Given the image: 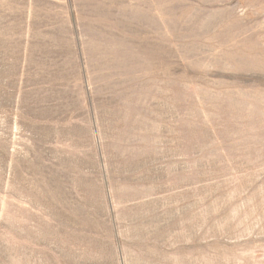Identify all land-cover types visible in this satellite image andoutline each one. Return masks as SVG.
<instances>
[{"label":"rangeland","instance_id":"1","mask_svg":"<svg viewBox=\"0 0 264 264\" xmlns=\"http://www.w3.org/2000/svg\"><path fill=\"white\" fill-rule=\"evenodd\" d=\"M0 264H264V0H0Z\"/></svg>","mask_w":264,"mask_h":264}]
</instances>
